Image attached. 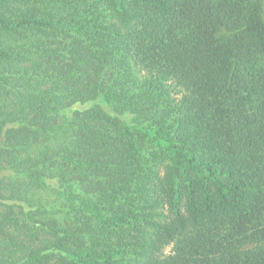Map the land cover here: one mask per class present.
Masks as SVG:
<instances>
[{"label":"trees","instance_id":"trees-1","mask_svg":"<svg viewBox=\"0 0 264 264\" xmlns=\"http://www.w3.org/2000/svg\"><path fill=\"white\" fill-rule=\"evenodd\" d=\"M106 1L0 0V264H264V0Z\"/></svg>","mask_w":264,"mask_h":264},{"label":"rangeland","instance_id":"rangeland-1","mask_svg":"<svg viewBox=\"0 0 264 264\" xmlns=\"http://www.w3.org/2000/svg\"><path fill=\"white\" fill-rule=\"evenodd\" d=\"M97 10L99 12V14L101 15V20H103L105 23L107 24H113L115 27L117 28H121V23L119 21V19L117 18V14L114 10V8L108 4V2L106 0H100V2L97 4ZM93 9H89V11L94 10ZM83 14H86L85 12H83ZM58 39H61V46H62V50L63 53L65 55V57L63 56V60H68L72 57L74 50L76 49L77 45L81 42H79V40L77 39L76 36L74 35H69L67 37L65 36H59ZM82 44V43H81ZM53 46H58L59 44H52ZM141 78V77H139ZM109 149H107L111 155H113L114 160L118 159L120 161L121 164H123L122 162H124L126 164V155L124 153V146H121L122 149H120V151L118 150V152H116V148L115 147H111L108 146ZM150 149H154L152 148V146L149 147ZM165 160V159H163ZM168 161V160H165ZM124 164V165H125ZM39 194L41 197H43L44 199H50L51 201L55 200V195L53 193H51L50 195H47L45 192L43 191H39ZM170 249V247L168 248V250Z\"/></svg>","mask_w":264,"mask_h":264}]
</instances>
